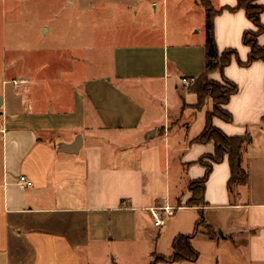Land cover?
Segmentation results:
<instances>
[{
  "label": "crops",
  "instance_id": "0c3cea01",
  "mask_svg": "<svg viewBox=\"0 0 264 264\" xmlns=\"http://www.w3.org/2000/svg\"><path fill=\"white\" fill-rule=\"evenodd\" d=\"M209 1L221 9L238 0ZM135 2L158 11L156 0ZM169 5L186 24L181 34L131 29L113 48L112 71L88 78L79 109L61 112L57 123L42 113L25 117L32 126L9 122L10 102L0 94V251L10 247L11 221L29 215V222L34 216L47 224L17 229L34 250L33 264H151L153 255L173 254L178 235L195 232L197 260L157 264H264V61L241 66L234 59L225 68L239 86L225 106L233 122L213 119L230 136L249 133L248 183L233 196L226 158L213 165L207 204L187 205L189 181L206 173L199 160L215 152L213 141H193L213 101L197 107L198 95L183 80L205 69L206 11L200 0L162 1L164 18ZM214 23L220 54L235 48L247 61L251 49L243 36L257 27L245 10L224 9ZM258 40L264 46V33ZM78 136L80 148L71 152ZM22 175L31 185L19 184ZM202 213L215 238L198 226Z\"/></svg>",
  "mask_w": 264,
  "mask_h": 264
},
{
  "label": "rangeland",
  "instance_id": "374dc122",
  "mask_svg": "<svg viewBox=\"0 0 264 264\" xmlns=\"http://www.w3.org/2000/svg\"><path fill=\"white\" fill-rule=\"evenodd\" d=\"M135 1L0 0V94L10 102L9 122L32 126L25 117L42 113L43 119L57 123L61 112L79 109L88 78L112 71V51L119 38L131 29L135 33L148 29L142 35L167 32L171 37L186 26L170 5L164 18L162 1L178 0H156L157 13L148 9V3L138 8ZM216 81L226 85L223 79ZM27 216L11 221L10 247L0 251V264H33L34 250L25 232L17 229L47 224L39 225L42 218L34 216L29 222Z\"/></svg>",
  "mask_w": 264,
  "mask_h": 264
},
{
  "label": "trees",
  "instance_id": "16d2710c",
  "mask_svg": "<svg viewBox=\"0 0 264 264\" xmlns=\"http://www.w3.org/2000/svg\"><path fill=\"white\" fill-rule=\"evenodd\" d=\"M200 3L206 11L207 37L205 41V69L188 85V89L198 95L197 107L203 108L206 101L212 99L213 109L207 111L206 125L200 135L193 141L199 143L213 141L215 143V152L205 155L199 160L201 164L206 166V173L200 179L189 181L187 189L192 193L187 201V205L189 206H204L207 204L205 200V189L213 165L214 163L224 161L226 158L231 168V177L228 186L233 196L235 197L237 195V187L248 183L249 173L244 165L243 150L249 138V133L245 136H230L215 126L213 119L218 117L226 122H233V115L225 106L230 102L231 97L239 92V86L224 75L225 68L234 59H237L241 66H250L257 60L264 61V46L258 40V37L264 33V24L261 20L262 13L264 12L263 4L258 3L257 0H238L235 7L216 9L209 0H200ZM224 9L230 11L244 9L247 17L257 27L256 31L248 30L244 33L243 42L251 49L248 60L245 62L240 60L238 50L235 48H227L221 54L219 52L214 31V21L215 17ZM215 71L222 73V79L226 85H222L219 81L210 78V75ZM198 226L205 227L208 236L215 238L212 234L213 230L211 226L206 222L204 213L201 214ZM195 233L178 235L173 242V254L170 257L157 254L153 255L151 264H157L159 261L175 262L197 260L200 252L192 243Z\"/></svg>",
  "mask_w": 264,
  "mask_h": 264
},
{
  "label": "built area",
  "instance_id": "2783aa9c",
  "mask_svg": "<svg viewBox=\"0 0 264 264\" xmlns=\"http://www.w3.org/2000/svg\"><path fill=\"white\" fill-rule=\"evenodd\" d=\"M194 79H195L194 77H191V78H184L183 80H184V82H185L186 84H189V83L193 82ZM14 83H15V85H20V82L17 81V80H14ZM19 184H20L21 186H23V187H26V186H28V185H31V182L28 181V179H27L26 176L22 175V176L20 177V179H19ZM155 224H156V225L163 224V221H162L161 219H158V220L155 222Z\"/></svg>",
  "mask_w": 264,
  "mask_h": 264
},
{
  "label": "water",
  "instance_id": "95a60500",
  "mask_svg": "<svg viewBox=\"0 0 264 264\" xmlns=\"http://www.w3.org/2000/svg\"><path fill=\"white\" fill-rule=\"evenodd\" d=\"M80 145H81V137L78 136L77 139L72 143L70 144L69 146L71 147L70 150L71 152H77L80 148ZM63 145H60V151H63Z\"/></svg>",
  "mask_w": 264,
  "mask_h": 264
}]
</instances>
